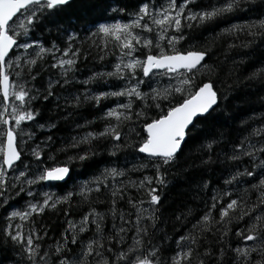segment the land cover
Returning a JSON list of instances; mask_svg holds the SVG:
<instances>
[{
	"label": "trees",
	"instance_id": "16d2710c",
	"mask_svg": "<svg viewBox=\"0 0 264 264\" xmlns=\"http://www.w3.org/2000/svg\"><path fill=\"white\" fill-rule=\"evenodd\" d=\"M168 0H72L64 9L61 17V30L57 31L51 25L40 18L30 29L29 40L38 41L45 48H51L53 43L60 49V53L68 44V34L76 36L75 42L72 43V50L79 48L75 64L71 66L66 75L64 69L53 68L51 65L55 63L51 53H45L43 59H38L37 64L32 65V75L35 80L30 81L35 89H38L40 95L31 102V106L38 110L35 122H22L24 131L34 132L32 140L28 142L25 150L22 152L24 164L29 165L28 171L38 169V162L31 155V148L35 144H40L42 154L39 167H55L68 162L69 156H75L77 153L91 150L92 155L86 161L73 160L68 166L71 169L68 180L61 184H47L40 181L31 186H25L26 191L16 196L12 194L10 204L12 207L7 212L13 210L24 211V206L31 201L35 203L39 198L37 186L55 191V197L65 196L71 192L72 196L68 201L56 204L55 208H46L39 215L33 214L28 221H13L23 225L22 231L25 235L29 234L30 228H36L37 235L42 239L39 241L41 247L49 248L62 241L63 236L67 235L69 245L74 248L77 253L80 251V245L87 243L89 239L95 238V226L88 224L85 232H76L77 243L71 244V231L68 229V222L72 221L79 227L81 218L88 214L90 209L104 216L101 221L104 230L103 235L106 237L109 231H115L113 225L117 228L123 226L126 228L124 235V244L126 247L132 243V234L135 231L136 208H148L150 199L144 189L135 185L139 184L145 176L153 177L151 185L148 187L156 188V193L160 197L157 205L152 206L156 209L155 226L148 227V235L143 237L144 247L156 245L162 251L160 259L163 264L171 260L175 252L181 248L177 244L180 236L188 235L195 232L194 225L201 216L207 212L208 207L214 202L212 197L216 196L220 203L212 210V216L219 219V207L226 204L231 199L243 201L244 204L256 202L259 196V190L252 189L251 185L256 183L251 177L243 176L226 185L224 181L237 171L243 172L246 168L251 170V164L248 157L241 156L239 160H229L226 157L231 155L235 144L243 142L245 145L256 144L257 147L264 141L259 136L252 134V129H259L264 124V75L261 69H264V29L258 26L252 28L249 25L264 18V8L259 7L260 0L256 5H248L243 10L235 11L226 15H222L213 20L205 21L197 24L192 22V27L185 26L182 29L184 39L175 45L176 49L181 51L208 49V56L205 62L211 66V71L202 69L198 73L192 83L198 87L203 82H211L214 90L220 97V109L225 116L230 117L222 128L217 129V133L222 132L220 145L216 147L212 155V162L204 165L201 159H207L199 148L197 141L189 140L184 146L183 151L179 153L176 161L170 166H164L162 172L165 174L162 179L163 184L156 183L155 167L145 156L135 151L134 147L114 148L117 143L123 145L125 140L135 143L140 136L145 135L142 126L144 119L121 122L118 129L121 132V140L114 141L110 137H100L93 139L91 143H81L76 148H66L73 137L79 140L88 132L99 133L105 127L111 124H117L115 118L106 116L109 109L115 108L117 104L126 103L128 97L107 96L102 97L97 103L94 100H85V95L93 96L99 93H111L120 91L126 85L127 80L118 79L115 76H96L94 73H108L114 70L117 59L121 57V50L117 41L111 36H105L99 32V25H112L114 22L125 20L129 15H134L138 10L141 2L161 5ZM217 0H195L192 8L193 11L200 10L208 6L210 3H216ZM115 9V11H113ZM119 9H124L123 12ZM251 9V10H249ZM235 26V30L233 29ZM67 29V33L63 29ZM230 30V31H225ZM250 32L256 35H249ZM171 34V30H169ZM154 40V34L151 33ZM178 35V34H177ZM167 44V40L160 41L161 47ZM142 56L151 52V54H159V49L154 45L151 49H145ZM34 49H30L22 59L30 58L35 55ZM38 51V49H35ZM103 57V59H101ZM67 59L68 57H62ZM68 66H66L67 68ZM22 76H27V66L20 69ZM255 73V75H253ZM93 77L92 79H89ZM151 75L144 77L142 70H137V78L143 80L139 85L141 92L149 93V98L144 101L133 100V109H140L146 112L148 119L158 118L160 110L153 106L150 89L155 88L158 91L168 88L169 82L167 78L159 79L153 82ZM11 79H17L15 76ZM67 79V83H65ZM88 83L85 84L84 81ZM59 83H56V82ZM52 83L53 95L47 100L43 96L47 94L49 83ZM195 87L187 88V92L195 90ZM187 94V93H185ZM79 95L81 102L78 106L72 107L66 104L67 99H71ZM178 99H182L179 93L170 96L172 103ZM0 102L3 103L0 97ZM156 103H160L162 107L168 104V101L158 99ZM120 111V109H117ZM223 123V120L221 121ZM44 124V128L37 125ZM54 124L55 127L49 125ZM204 127V125H198ZM134 129V130H133ZM140 133V136H137ZM195 135V133H193ZM48 136L52 140L47 144H42ZM28 139L27 136H25ZM23 146V145H22ZM58 149H65L58 151ZM115 152V154H111ZM49 156L52 158L49 159ZM145 165L140 167V165ZM21 166V165H20ZM107 168H116L123 170L124 176L111 178L104 181L108 185L105 188L100 185V191H95L96 184L92 183L96 177H101V173ZM11 173V172H10ZM34 175V173H33ZM23 179V178H22ZM103 179V177H101ZM257 180L259 177L256 178ZM88 183L93 188L92 192L80 193V183ZM123 182L125 187L121 190L123 198L116 197V203L113 206L111 195L113 184L119 189L120 183ZM134 182V184L130 183ZM205 182L207 186L205 187ZM37 185V186H35ZM31 188L33 196H27V189ZM224 191L229 192L230 196H223ZM87 196V199H85ZM35 197V199H33ZM131 199L133 204L137 201H144L142 204H136V208L128 203ZM7 207V206H5ZM115 208V219L113 218L112 208ZM7 212L4 208H0V229L6 226L5 217ZM123 215L125 220L130 223L123 225L120 216ZM237 215H240L237 212ZM253 217L260 215V212L251 213ZM180 217L178 220L177 217ZM249 221L248 216L237 220L233 218L227 223V235L223 241L220 239V232L216 229L224 231V227L216 224L212 231L205 232L201 236L198 249L203 253L207 248L214 254L206 257L205 264H216V257L220 256V249L223 246V264H231L234 257L233 248L250 245L252 242L244 241L236 235V229H244ZM199 235V233H196ZM181 244H187L182 241ZM105 246L108 245L105 241ZM19 249L14 250L12 242L9 240L5 244V239L0 234V264H28L26 258L22 259L17 254ZM43 254V253H41ZM193 264H196L195 260Z\"/></svg>",
	"mask_w": 264,
	"mask_h": 264
},
{
	"label": "snow or ice",
	"instance_id": "6c2138e0",
	"mask_svg": "<svg viewBox=\"0 0 264 264\" xmlns=\"http://www.w3.org/2000/svg\"><path fill=\"white\" fill-rule=\"evenodd\" d=\"M256 3L257 0H217L216 3H210L200 10L193 11L195 0H168L167 5H161L160 8H157L155 4L141 2L138 10L134 13L136 18L130 20L127 24L99 25V32L105 36L113 37L121 50V56L129 57V59L124 61L118 58L120 62L114 65L112 72L94 73L93 77L115 76L118 79L127 80L128 86L116 92H101L99 95L93 96L85 95L83 99L94 100L97 103L102 97L109 95L128 97L129 99L126 103L117 104L115 108L109 109L106 113L107 117L115 118L117 124L109 123L102 132H88L79 140L73 137L66 148H76L81 143H91L93 139L100 137H110L114 141H120L121 132L118 125L122 121H132L135 117L136 120L144 119L142 129L145 135L140 136V133H137L140 139L135 143L125 140L123 145L117 143L113 147L118 149L131 146L135 148L136 152L144 154L155 167L154 179L156 183L163 184L165 182L162 176L165 174L166 169L164 172H162V169H164V166H170L176 161L179 153L183 151V146L189 140L197 141L200 151L207 156V159H201V163L204 165L211 163V153L214 152L216 147H219L220 138L223 136L222 132L217 133V129L222 128L230 117L225 116L223 111H218L221 107L220 97L210 81L203 82L198 87H195L192 83L194 77L202 69L211 71V66L205 62L209 50L181 51L176 49L175 45L184 39L182 29L185 26L192 27V22L203 23L222 15L243 10L244 7L256 5ZM69 4L70 0H0V97L3 101L0 105V208H4L6 212L9 207H12L9 202L13 193L19 196L20 193L26 191L25 186H31L40 181L64 180L70 174L71 169L68 164L71 161H86L92 155L91 150L83 151L75 156H69L68 162L62 165L40 168L42 148L40 144H37L31 148V155L38 162L37 173L33 175L26 174L29 165L24 164L23 154L19 150L24 136L31 139L35 135L34 132L25 133L21 127L22 122H35L38 115V110L31 106V102L36 99L37 95H40L39 90L35 89L30 83L36 78L35 75H32V65L37 64L38 59H43L42 54L51 53L56 61L51 66L53 68L59 66L64 69L63 74L66 75L71 66L75 64L76 60L74 58L77 57V53L80 51L79 48L72 50V43L76 40L74 34H68L67 47L61 52V56L68 57L67 59L56 58L55 53L59 52L60 49L57 48L55 43L51 48H45L38 41L34 40L30 44L21 41L19 37L28 36L31 27L41 17L52 28L60 31L62 26L61 17L64 9ZM259 7L264 8V0H260ZM119 11L123 12L124 9H119ZM18 13L19 16H17ZM14 17L17 19L14 20ZM249 26L252 28L258 26L260 29H264V18ZM154 27L157 30L154 40L143 36L141 33L133 34L132 31V29H141L142 33H151ZM169 30H171V34H169ZM231 30H235V26ZM63 31L67 33L66 28ZM249 35H256V33L250 32ZM161 40H167L164 47L160 45ZM33 44L36 45L38 51L30 58L22 59L20 55L13 51L14 48L29 50ZM136 45H141L145 49H151L154 45L159 49V54L149 52L143 60L137 59L133 57ZM25 66L28 70L26 78L22 76L20 71ZM137 69H142L144 77H148L155 69L160 70L158 74L169 78L168 88L159 91L155 88L150 89L153 106L160 110L158 118L148 119L145 111L133 109L131 98L134 97L139 101L149 98V93L141 92L139 89V85L143 83V80L137 78ZM261 74L264 75V69H261ZM13 76L17 79H10ZM173 80L177 82L175 85L171 83ZM64 82L67 83V79ZM84 83L87 84L88 81L85 80ZM191 87H195V90L187 92V88ZM173 90L174 93H179L182 97L175 103L170 100ZM52 95L53 88L50 82L47 94L43 96V99L47 100ZM158 99L168 101L166 110L160 103H156ZM80 102L81 97L79 95L66 100V104L72 107L78 106ZM117 109H120V111ZM222 120L223 123H221ZM198 125H204V127L198 128ZM49 126L55 127L54 124ZM37 127L42 129L45 125L39 124ZM252 134L259 136L260 140L264 141V124L259 129H252ZM51 140L52 137L48 136L41 143L47 145ZM63 150L65 149H58V151ZM111 154L114 155L115 152ZM241 156L248 157L251 170L246 168L243 172L237 171L224 183L228 185L233 181H237L240 177H251L256 180L251 188L259 190L260 193L257 201L244 204L239 198H229L226 204L220 205L218 210L219 219H216L212 216V210L217 207L220 201L216 196H213L214 202L208 207L207 212L200 217L197 224L193 226L196 231L179 237L177 244L181 250L175 252L171 260L167 261V264H193L194 260L196 264H205L204 258L211 257L214 253L207 248L204 249L203 253L199 251L198 244L201 236L205 232L212 231L216 224H220L224 227V231H220V229H216V231L220 232V239L223 241L228 232L227 223L231 222L233 218L241 220L244 216L249 217L247 226L244 229L237 228L236 235L244 241L252 243L233 248L232 252L235 255L231 264H264V143H260L259 147L256 144L245 145L243 142L235 144L232 154L226 158L239 160ZM51 158L49 156V159ZM20 165H23V170ZM144 166L143 164L140 165V167ZM10 170L14 173L11 177L9 175ZM124 175L123 170L105 169L101 173L103 179L96 177L92 181L96 184L95 191H100L101 184L108 188L104 181L109 177L114 179ZM257 177H259L258 180ZM152 181L153 177L145 176L139 184L135 185L144 189L150 198L148 208H136V204H142L144 201H137L136 204H133L131 199L128 200V203L136 208L137 216L134 225L135 231L132 234V243L126 247H122L124 244V235L122 234H126V228L123 226L117 228L116 225H113L115 231H109V234L105 237L101 224L104 216L96 212L95 209H90L89 213L81 218L78 229L76 223L68 222L69 226L66 231L73 233L71 236L72 245L77 243V231L80 233L85 232L89 223L95 226V238L89 239L87 243H82L79 253L70 247L67 235L62 234V241H57L55 245L44 249L39 243L42 237L37 235L38 230L36 228H30L29 234L25 235L22 231V224L16 223L13 226L12 222L17 218L20 221H28L33 213L39 215L46 207L55 208L58 203H66L72 196L71 192L62 197H55L46 192L41 193L43 200H37L35 203L29 201L27 210L7 212L5 217L7 223L5 227L0 229V234L4 237L5 244L10 240L14 250L19 249L17 254L22 259L26 258L28 264H163L160 259L162 249L156 245L145 248L143 240V237L148 235V227L155 226L157 217L154 213L156 209L152 206L157 205L160 201L159 195L155 194L156 188L146 186V182L147 185H151ZM130 183L134 184V182ZM204 186H207V182ZM124 187L123 182L120 183L119 189L113 184L111 191L113 206L116 203L117 196L123 198L121 190ZM17 188L18 191H16ZM92 191L93 188L89 187L87 182L80 189L81 194ZM27 195L33 196L30 187L27 189ZM222 195L230 196L227 191H224ZM85 199H87V196H85ZM111 211L115 219V208L113 207ZM257 211L260 212V215L254 217L250 215ZM237 212L240 215H237ZM120 219L123 225L130 223L129 220L124 219L123 215L120 216ZM177 219L179 220L180 217L178 216ZM196 233H199V235ZM105 241L111 246L106 247ZM182 241H187V244H181ZM223 254L224 248L222 246L220 256L216 257V264H223Z\"/></svg>",
	"mask_w": 264,
	"mask_h": 264
},
{
	"label": "rangeland",
	"instance_id": "374dc122",
	"mask_svg": "<svg viewBox=\"0 0 264 264\" xmlns=\"http://www.w3.org/2000/svg\"><path fill=\"white\" fill-rule=\"evenodd\" d=\"M167 3H168V1H165V2H163L161 5H164V6H166L167 5ZM161 5H157L156 7L157 8H160L161 7ZM19 16V15H18ZM136 17H135V15H129L125 20H121V21H119V22H114V23H112V25L113 24H116V23H120V24H127L130 20H133V19H135ZM17 19V18H16ZM22 19V18H21ZM132 31H133V34H136V33H141L143 36H147L149 39H152L151 38V33H153L154 34V37L153 38H155V36L157 35V30L155 29V27H154V30H153V32H151V33H142L141 32V29H132ZM19 39L21 40V41H24V42H28V43H32L31 42V40H29V37H25V36H20L19 37ZM162 41V40H161ZM32 49H34L33 50V52H36V50L35 49H38L37 47H36V45L35 44H33L32 45V47H31ZM30 48V49H31ZM30 49L29 50H24V49H20V48H15V50H14V52L17 54V55H20L21 57H24L27 53H28V51H30ZM141 53H144V50L142 49V46L141 45H136V50L133 52V57H135V58H137V59H140V60H143L144 59V57L146 56H142V54ZM55 55H56V58L58 59V57H60V58H62V56L60 55V51L59 52H56L55 53ZM120 59H123L124 61H127L128 59H129V57H119ZM120 59H117V63L118 62H120ZM56 62V61H55ZM138 70V69H137ZM136 70V71H137ZM142 70V69H141ZM159 72H154V73H151V77L150 78H152V81L153 82H157L159 79H162L163 77L164 78H167L168 80V82L170 83V81H169V78L167 77V76H164V75H160V74H158ZM11 79V78H10ZM171 83L173 84V85H175L177 82L175 81V80H173V81H171ZM126 86H128V85H126ZM0 105H2V103L0 102ZM21 127L23 128V129H25L22 125H21ZM25 132V131H24ZM25 133H28L27 131L25 132ZM19 139V138H18ZM32 139H26L25 138V136H24V138H23V142L20 144V150H25V148H26V146H27V144H28V142L29 141H31ZM23 145V146H22ZM35 146H36V144H35ZM21 167V169L23 170V165H21L20 166ZM30 174H36L37 173V169L35 168V170H33V171H28ZM26 173H27V171H26ZM14 173H10L9 175H10V177L13 175ZM46 182V181H45ZM84 184L83 183H80V186L82 187ZM34 186V185H33ZM35 186H37V185H35ZM40 186V185H39ZM39 186H37V191L35 190V192L36 193H38L37 195V197L39 198V201H42L43 200V196L41 195V193H49V194H52V195H54L55 196V191H52V189H45V188H40ZM16 191H18V188H17V190ZM28 196V195H27ZM24 210H27V205H25L24 207ZM46 208H48V207H46ZM45 208V209H46ZM18 211H20V210H18ZM34 214V213H33ZM20 221V220H19Z\"/></svg>",
	"mask_w": 264,
	"mask_h": 264
},
{
	"label": "water",
	"instance_id": "95a60500",
	"mask_svg": "<svg viewBox=\"0 0 264 264\" xmlns=\"http://www.w3.org/2000/svg\"><path fill=\"white\" fill-rule=\"evenodd\" d=\"M71 1V0H70ZM19 14V13H18ZM17 14V15H18ZM15 18V17H14ZM13 18V19H14ZM11 23V22H10ZM15 49V48H14ZM13 49V50H14ZM160 70H153V72H159ZM152 72V73H153ZM142 74H143V72H142ZM151 74V73H150ZM140 154V153H139ZM141 155H143L144 156V154H141ZM70 175V174H69ZM69 175L64 179V180H50V181H46L47 183H65L67 180H68V178H69Z\"/></svg>",
	"mask_w": 264,
	"mask_h": 264
},
{
	"label": "flooded vegetation",
	"instance_id": "af4514ba",
	"mask_svg": "<svg viewBox=\"0 0 264 264\" xmlns=\"http://www.w3.org/2000/svg\"><path fill=\"white\" fill-rule=\"evenodd\" d=\"M60 55H61V53H60ZM56 56V55H55ZM58 59H62V58H60V57H58ZM64 59V58H63ZM58 68H60L59 66H57ZM66 67V66H65ZM10 174V173H9ZM18 211V210H17ZM19 220V218H17L16 219V221H18Z\"/></svg>",
	"mask_w": 264,
	"mask_h": 264
}]
</instances>
